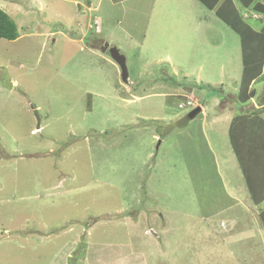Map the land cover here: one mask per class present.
Wrapping results in <instances>:
<instances>
[{
	"label": "rangeland",
	"instance_id": "rangeland-1",
	"mask_svg": "<svg viewBox=\"0 0 264 264\" xmlns=\"http://www.w3.org/2000/svg\"><path fill=\"white\" fill-rule=\"evenodd\" d=\"M73 1L0 0L20 35L0 40V264H87L107 241L130 242L134 259L100 264H264V225L227 128L240 114L230 101L239 35L217 15L201 27L209 10L199 0ZM105 43L126 57L128 83ZM198 107L211 139L202 114L184 121ZM237 194L255 215L239 207L234 217L260 244L217 248L199 214ZM202 250L221 261L203 262Z\"/></svg>",
	"mask_w": 264,
	"mask_h": 264
},
{
	"label": "trees",
	"instance_id": "trees-1",
	"mask_svg": "<svg viewBox=\"0 0 264 264\" xmlns=\"http://www.w3.org/2000/svg\"><path fill=\"white\" fill-rule=\"evenodd\" d=\"M199 1L208 10L215 11L217 17L241 39L243 73L238 94L236 98L230 96V101L242 109L231 123L229 139L252 202L259 208V217L264 225V117L262 108L252 105L254 109L250 110L249 107L253 100L261 107L264 106V94L258 97L257 90L253 89V84L264 82V19L261 27L254 29L244 21L236 8L235 0ZM238 1L244 9L253 10L264 18V4L257 0ZM19 36L15 21L0 8V39L15 41Z\"/></svg>",
	"mask_w": 264,
	"mask_h": 264
},
{
	"label": "crops",
	"instance_id": "crops-1",
	"mask_svg": "<svg viewBox=\"0 0 264 264\" xmlns=\"http://www.w3.org/2000/svg\"><path fill=\"white\" fill-rule=\"evenodd\" d=\"M71 1L74 2L76 5H80L78 1H73V0H71ZM125 1H127V2H133L134 1L135 2V0H125ZM257 1L259 3L264 4V0H257ZM145 3H146V1H142L139 3L136 2V5H137V7H138V5L143 6ZM166 4L169 5L168 2H166ZM165 5H164V8L166 7ZM89 6H92L91 2L89 3ZM169 6L172 7V5H169ZM146 7H148V5ZM88 10H90V7ZM5 12H7L9 14V12L7 10ZM208 12H209L207 14L208 18L206 17L205 20L200 21L202 24L201 27L206 28L205 24L208 22H209V24L212 25V21H213L212 19L216 16V13H215V11H210V10ZM81 13H83V12L81 11ZM162 13H163V11H161V14ZM148 14H150V13H148ZM161 14H159V15H161ZM9 15H11V14H9ZM124 15L126 16V13ZM151 21H152V15H151ZM149 25L151 26V24H149ZM172 26L174 29L175 28L174 25H172ZM204 28H203V31H204ZM129 34H132V33H129ZM174 34H175V29H174ZM126 35L128 36L127 33H126ZM147 38H148V35L145 32V34L143 35V39L147 40ZM0 40H4V39H0ZM5 41H7V40H5ZM255 85L256 84H253V89H255ZM253 102H255V100H253ZM254 105H255V103H254ZM256 108H258V107L256 106ZM241 109L242 108L240 107L239 111ZM229 111H231V110H229ZM201 114L203 115L202 130L204 132L205 138L207 139L208 137H210V139H211V136L209 135V129L207 126V120L210 118L209 113L204 112V110L202 109ZM227 116H228V114H227ZM221 118L222 117H218V118H215V120H219ZM227 118L229 119L227 128L229 126V129H230V125H231L233 119L235 118V116L227 117ZM211 125H215V122L213 121L211 123ZM215 132L218 133V135H221L218 131H215ZM226 134H227V132H225V136H226ZM228 136H229V133H228ZM228 155H229V153H227V156ZM231 196H233V195L231 194ZM237 196H238V194H237ZM229 202H230L229 204H226L223 206L221 205L222 207H220V208L210 209V211L205 210L203 212L201 210L202 212L199 215H200L201 220L204 223L205 231L207 232V236L209 237V240H215L217 248H219L221 246L227 247V246L232 245V244H240L244 241H249V240L253 241L251 246L252 247L255 246L254 242L259 238V231L256 230L255 228H248V229L241 228L238 218L234 217L235 213H233L239 207H244L243 208L244 210L250 211V212L252 211L253 213L255 212V210H253L249 205H246L244 198L241 196L229 197ZM257 212H258V216H257V219L255 216V224H257V220L259 219L258 209H257ZM237 213H239V212L236 211V215H237ZM254 215H255V213H254ZM221 217H224V218L221 219ZM260 234H261L260 241L263 244L262 248L264 249V234L263 233H260ZM157 237H158V234H157ZM115 243L116 242L113 243V242L107 241V242H103V243L98 244L97 247H99V249L97 251H95L91 257H87V260H88L87 264H91V261H97V264L98 263L100 264V263H102L101 260L102 259L107 260L108 256L113 258L115 261L121 260V262H124V263L126 260L134 259L133 258L134 249L132 248V245L130 242L128 243L129 245H119V244H115ZM256 243L260 244V242L258 240L256 241ZM87 246H88V243H87ZM135 251H137V250H135ZM213 256L220 259V261L222 259L218 252L217 253H215V252L210 253L207 250H204V251L202 250V252H200V259L202 261L203 260L205 261V259L207 261H210ZM70 257L71 256L69 255L68 258H70ZM157 257H159V255H157L156 258ZM160 257L164 258L163 255H160ZM186 258L188 260H190V255L186 256ZM186 258L184 257L185 260H187ZM192 258H191L192 262L198 263L196 261V253H195V255L192 254ZM143 259H144L143 257L139 258V260H141V263H139V264H146V259H145V262L143 261ZM114 264H117V263H114Z\"/></svg>",
	"mask_w": 264,
	"mask_h": 264
},
{
	"label": "water",
	"instance_id": "water-1",
	"mask_svg": "<svg viewBox=\"0 0 264 264\" xmlns=\"http://www.w3.org/2000/svg\"><path fill=\"white\" fill-rule=\"evenodd\" d=\"M104 52H109L111 58L119 65L121 72H122V80L124 83H128L129 82V70H128V66H127V59L124 55H122L119 51L118 48L116 47H111V45L109 43H105L104 48L102 49ZM32 109L34 110L35 108L32 107ZM202 112V109L199 107L197 109H195L192 113H190V115H188L185 118V122L194 119L195 117H197V115H199ZM37 119H38V129H40V118L37 115ZM183 122V123H185Z\"/></svg>",
	"mask_w": 264,
	"mask_h": 264
},
{
	"label": "built area",
	"instance_id": "built-area-1",
	"mask_svg": "<svg viewBox=\"0 0 264 264\" xmlns=\"http://www.w3.org/2000/svg\"><path fill=\"white\" fill-rule=\"evenodd\" d=\"M254 18H255V19H258V16L255 14V15H254ZM187 106L194 107V103H193V101H189V102L187 103Z\"/></svg>",
	"mask_w": 264,
	"mask_h": 264
},
{
	"label": "clouds",
	"instance_id": "clouds-1",
	"mask_svg": "<svg viewBox=\"0 0 264 264\" xmlns=\"http://www.w3.org/2000/svg\"><path fill=\"white\" fill-rule=\"evenodd\" d=\"M259 18V17H258Z\"/></svg>",
	"mask_w": 264,
	"mask_h": 264
}]
</instances>
